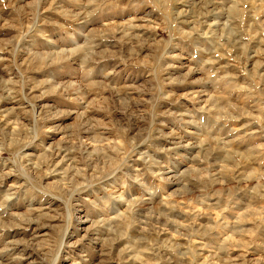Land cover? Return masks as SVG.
Returning <instances> with one entry per match:
<instances>
[{
    "label": "rangeland",
    "instance_id": "obj_1",
    "mask_svg": "<svg viewBox=\"0 0 264 264\" xmlns=\"http://www.w3.org/2000/svg\"><path fill=\"white\" fill-rule=\"evenodd\" d=\"M0 264H264V0H0Z\"/></svg>",
    "mask_w": 264,
    "mask_h": 264
}]
</instances>
